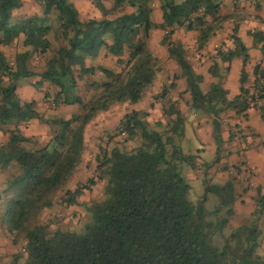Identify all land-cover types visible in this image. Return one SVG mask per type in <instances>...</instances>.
Instances as JSON below:
<instances>
[{
  "label": "trees",
  "instance_id": "trees-1",
  "mask_svg": "<svg viewBox=\"0 0 264 264\" xmlns=\"http://www.w3.org/2000/svg\"><path fill=\"white\" fill-rule=\"evenodd\" d=\"M109 1V10L102 0L93 3L105 17L114 15L112 19L81 21L69 0H41L42 16L16 20L13 14L22 6V0H0V170L15 168L2 192L0 225L15 244L25 243L8 264H264L259 251L264 196H257L253 213L238 226L231 223L236 201L232 182L215 184L205 179L203 196L196 203L190 200L191 188L180 166L195 170L196 156L184 153L179 144L186 119L170 100L168 108L164 107V124L151 125L134 109L122 116L119 134L138 144L131 151L117 146L109 152L101 148L96 161L106 180L105 198L88 206L92 221L82 233L52 230L38 223L43 212L55 205L60 191H64L63 205L72 206L84 190L95 184L90 179L89 186L65 190L85 152L87 126L112 105L139 103L156 79L159 59L147 47L153 30L160 31V42L166 46L169 60L180 70L156 100L169 98L176 88L174 80L184 79L183 94L190 98L186 105L191 111L213 117L217 146L221 144V114L229 110L239 113L249 107L245 104L251 97L245 88L249 56L239 38L232 40L234 50L217 51L222 61L235 57L242 60L239 94L231 100L220 84H212L204 93L200 87L203 77L194 72L183 46L172 41L179 29L198 31V48H205L220 27L206 20L207 16L219 18L214 0H160L159 24L152 20L155 0ZM201 8L204 14L197 15ZM53 14L65 44L46 62L39 81L58 89L52 103L81 107L79 114L67 120L43 115L35 100L22 101L17 93L19 81L36 76L29 70L28 61L51 48L47 36L53 31L49 21ZM250 35L264 55V33ZM21 36L23 47L28 49L18 53L11 65L1 48ZM102 49L117 59L119 71L88 66L87 60H95ZM209 71L217 75L215 68ZM95 73L104 80L93 79L88 84L91 99L83 101L76 94L77 82ZM253 74L258 78L255 85L258 98L263 100L264 120V69L255 66ZM44 96L46 100L49 94ZM31 120L53 127L48 144L32 147V138L21 133L19 125Z\"/></svg>",
  "mask_w": 264,
  "mask_h": 264
},
{
  "label": "crops",
  "instance_id": "crops-1",
  "mask_svg": "<svg viewBox=\"0 0 264 264\" xmlns=\"http://www.w3.org/2000/svg\"><path fill=\"white\" fill-rule=\"evenodd\" d=\"M214 1L216 2L217 0ZM69 2L77 9L81 21H87L89 19H109V16L105 17L95 7L93 0H69ZM102 4L107 10L112 6L109 0H102ZM152 6V20L155 24H159L162 22L160 0H155ZM34 15L42 16L41 0H22V6L13 14L15 20L16 18H28ZM216 16L219 18L212 19L209 16L206 17L209 24L220 27L215 29L210 36L205 48H198V31L187 32L184 29H179L173 34L172 41L180 43L183 46L186 51L187 60L191 64L194 72L203 77V81L200 84L201 90L205 93L212 84H220L224 89L228 90V99L231 100L239 94L242 60L235 57L230 61H222L217 56V51L221 50L222 52H226L228 50H234L235 46L232 40L234 37L239 38L249 56L245 68L248 74L245 88L249 90V96H251L246 99L245 104L249 107L239 113L229 110L221 114L225 119L222 122L218 119L220 123L221 144L217 146L211 124L213 117L210 118L209 115H204L198 121L197 112L189 110L186 105L190 101L189 96L187 94L181 95V92L185 91L184 79L179 78L174 80L176 88L173 90V94L178 91L183 98H180V96L170 98L171 96L169 95L167 100L173 102L186 118L185 133L184 137L180 139V146L184 153L196 156L197 168L193 171L196 172L197 177L202 173L206 176V179H210L215 184H223L228 181L232 182L236 194V201L233 204L234 217L231 223L233 226H238L247 216L253 213L257 196H264V120L261 117L263 100L255 94L259 92L255 85L258 78L253 74L255 66L264 69V55L260 51V45L254 44L253 38L250 35V33L258 31L264 33V1L225 0L218 7V14ZM49 21L53 24V31L47 36L50 40L52 33L59 34V32L56 28L57 23L54 14L50 15ZM153 32H158V30H153L151 34ZM192 39L195 40L192 41ZM19 41L22 43L23 36L19 38ZM224 42L227 43V48H224V45H222ZM164 47L161 50L159 49L153 52L159 59V63L161 56L164 57V60H169L166 46ZM27 49L24 48L21 52ZM148 49L151 50L150 48ZM194 52H197L195 53L196 59L192 57ZM208 52L213 54L211 58H209L210 54ZM111 59L107 55V51L102 49L99 56L95 60H87V64L88 66L110 68L108 63ZM169 61L172 62V60ZM173 63L176 65L175 62ZM212 68H215L216 76L210 74L209 70ZM174 69L175 72L170 76L169 84L173 81L175 75L180 74L177 65L174 66ZM96 76H99V81L104 80L100 73H95L94 77L89 76L86 79H90L91 81L93 79L96 80ZM31 78H26L18 82L17 93L21 100L25 102L33 100L32 98L27 101L21 94L24 86H27L31 92L35 88L31 86V84L35 85V81L33 82ZM231 80L235 81L236 88L234 91L229 89ZM250 86L252 89H249ZM131 109L139 111L136 107H132ZM162 109L164 114V108ZM188 115L196 118L187 122ZM37 122L39 121L31 120L26 123V127H39L40 124ZM22 124L19 125L22 134L30 137L26 134L27 130L22 129ZM9 177L8 171L0 170V206L3 201L2 192L6 187V181ZM261 227L263 229V235L261 237V248L259 251L260 255L264 256V223L261 224ZM23 245L24 242L23 244L22 242L15 244L13 237L0 225V260L2 257H5L3 264H8L12 256L19 252V249H23Z\"/></svg>",
  "mask_w": 264,
  "mask_h": 264
},
{
  "label": "rangeland",
  "instance_id": "rangeland-1",
  "mask_svg": "<svg viewBox=\"0 0 264 264\" xmlns=\"http://www.w3.org/2000/svg\"><path fill=\"white\" fill-rule=\"evenodd\" d=\"M112 17H114V15L109 16V18ZM161 35L162 34L160 33V31L153 32L148 39V48L151 49L150 51H152V53L156 52L159 49L161 50L165 48L160 43ZM193 40L195 39H192V41ZM50 42L51 48L46 54L42 56L33 55L32 58L28 61L27 65L29 70L33 71L36 74L35 77L31 78L33 82L35 81V85L31 84V86H34L35 88L31 92L27 86H24L21 94L25 100L27 99V101L33 98V100L36 101V108L40 112H42L43 115L67 120L70 119L72 115L79 114L81 112V107L79 105L69 106L62 104L61 102L60 104L52 103V97L55 95L58 89L49 82L39 81V75L45 70L46 62L50 58H52L59 47L65 44L64 39L57 33L51 34ZM222 45H224V48H227L226 42L222 43ZM1 49L7 62L11 65H14L15 56L19 52L21 53L24 47L21 41L17 40L10 46L2 47ZM195 53L197 52H194L192 57L196 59ZM208 54L210 53L208 52ZM212 56L213 54H210L209 58H211ZM163 58V56L160 57L159 68L161 70L158 71L156 79L146 90L142 100L139 103L134 106H130L128 104L112 105L106 112H103L102 115L101 113L97 115L87 126L85 135V152L83 153L80 165L74 171L65 190H73L77 186H89L88 184L90 179H93L95 181V185L90 186L89 190H84L82 194L77 198V203L72 206L63 205V203L61 202V198L64 196V191H60L55 197V205L47 211L43 212L38 221L39 224H46L52 230L62 229L76 233H82L85 226L91 223L92 220L90 213L88 212V206L91 205L94 201L100 202L105 198L104 190L106 180L102 171L98 167V162L96 161L98 153L100 152L101 148H105V150L109 152L114 146H117L119 149L124 151H131L138 144L137 141H126V136L119 134L118 126L122 116L125 113L131 111L132 107H136L139 109V112L144 115V119L151 125L156 123L164 124L167 121L166 117L163 114L162 108H168V100L167 98H165L166 101L160 99L156 100L155 97L159 93H161L165 85L169 84L171 79L170 76H172L173 72H175L174 66L176 65H174L173 61L171 62L169 60H164ZM116 60L117 59L112 58L108 65L110 68L119 71L120 67L117 66ZM95 78L98 81L100 79L99 76H96ZM89 83H91V80H87L86 78L77 82L76 94L82 97L81 99L83 101H88L91 99L92 91L90 90V87L88 85ZM234 83L235 81L231 80L229 84V89L231 91H234V89L236 88ZM249 89H252V87L250 86ZM45 94H49V97L46 100L44 96ZM255 94L259 96V93L256 92ZM169 95L171 96L170 98H172L173 96L175 98L179 96L180 98H183V96H181L183 95V92H181L180 95L178 91H176L174 94L173 91H171ZM196 115L199 121V119H201L202 116L206 114H204L202 111H198ZM222 116L223 115H221L219 118L220 122L225 119V117L223 118ZM209 117L211 118L212 116L209 115ZM195 118L196 117L194 116L188 115L187 122L194 120ZM38 121L39 122L37 123L40 124L39 127L34 126L35 128H33L31 126H28L27 128V124H22V129H26V134H28L32 138L33 141L31 142V146L40 148L51 141L53 127L45 124L40 120ZM2 139H4V136L2 137ZM14 169L15 168L6 169L9 176L13 175ZM180 172L186 183L191 188L190 200L193 203H196L204 194L203 182L205 181L206 176L201 173L197 177L196 172L190 169L185 164H182L180 166ZM248 217L249 216H247L243 222H245ZM21 242L23 244L24 241H20L18 244H20ZM19 251L21 250L19 249ZM6 258L8 259L7 255ZM4 259L5 257L1 258V264H3Z\"/></svg>",
  "mask_w": 264,
  "mask_h": 264
},
{
  "label": "built area",
  "instance_id": "built-area-1",
  "mask_svg": "<svg viewBox=\"0 0 264 264\" xmlns=\"http://www.w3.org/2000/svg\"><path fill=\"white\" fill-rule=\"evenodd\" d=\"M224 1L225 0H217L216 4L218 6H221L224 3ZM255 1H264V0H255ZM203 14H204V8L199 9L198 12H197V15H203ZM244 162H245V160H244Z\"/></svg>",
  "mask_w": 264,
  "mask_h": 264
}]
</instances>
